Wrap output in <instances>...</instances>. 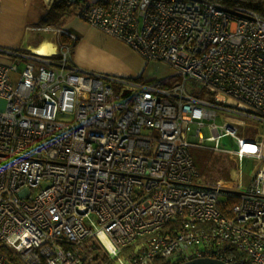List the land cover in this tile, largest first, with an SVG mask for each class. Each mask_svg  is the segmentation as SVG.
Here are the masks:
<instances>
[{"label":"built area","instance_id":"1","mask_svg":"<svg viewBox=\"0 0 264 264\" xmlns=\"http://www.w3.org/2000/svg\"><path fill=\"white\" fill-rule=\"evenodd\" d=\"M80 1L90 25L182 81L117 89L77 67L71 45L0 61V264H94L89 238L118 264H264V15L216 0ZM191 146L263 164L206 182Z\"/></svg>","mask_w":264,"mask_h":264},{"label":"rangeland","instance_id":"2","mask_svg":"<svg viewBox=\"0 0 264 264\" xmlns=\"http://www.w3.org/2000/svg\"><path fill=\"white\" fill-rule=\"evenodd\" d=\"M52 2H46L47 6H50ZM78 12L79 6L73 7L69 14L63 16L62 18H60V21H58L55 16H52L51 12L48 9L43 8L41 17H48L50 20V24L48 25L50 29L48 33L51 36L50 40H58V36L62 31L60 27L54 28L53 25H63L70 34H73L71 42L73 43L75 39H77L75 45L76 48L82 43H84V46L87 45L88 51H86V57L92 63L96 64V68H99L102 72L106 71L108 73L111 72L118 75L112 76L103 73L104 75L113 78L109 81L117 89L121 88L122 82L120 81L122 80L150 86H163L166 88L175 86L177 83L182 81V76L180 75V73H178L176 69H174L170 64L157 60H149L146 57L142 56L129 44L128 45L132 48V51H135L138 57L135 54H133V57H129L128 53H126L127 50L125 51L124 49L122 51L121 48L117 46L113 45V47H110L107 43L108 39H96V41L91 40V38L87 37L88 31L86 29L84 30V27L81 25V23L87 24L88 27L91 28V30L96 29L98 31H104L90 25L86 19L79 15ZM71 17L77 18L76 20H73L71 19ZM104 33L121 40L120 38H117L111 34H108L106 32ZM122 46L123 45H121L120 47ZM14 59H12L10 63L14 62ZM25 66L26 62L21 61V63L19 64V70H22ZM86 71L99 73V71L96 70L87 69ZM122 75L124 77H122ZM187 91L198 96L204 94L205 88L202 85H194V83L189 80L187 83ZM6 107L7 101L0 98V110H5ZM262 128V131H264V125ZM222 144L229 148H236V142L229 137L223 138ZM190 152L194 157L198 170L200 171L201 178L206 182H217L218 180L233 182L237 180L246 181V172L255 171V167L261 166L263 164L262 161H252L249 159H245L240 162L235 156L227 152L218 151L207 147L191 146ZM222 197L223 196H221V198ZM93 219L96 221V224L94 225L96 229L98 224L96 216H94Z\"/></svg>","mask_w":264,"mask_h":264},{"label":"crops","instance_id":"3","mask_svg":"<svg viewBox=\"0 0 264 264\" xmlns=\"http://www.w3.org/2000/svg\"><path fill=\"white\" fill-rule=\"evenodd\" d=\"M49 7L50 6H47V4L44 3V0H0L1 62L10 63L12 59L18 56L15 52L29 54L36 53L34 49L40 46L42 43L48 41H51L55 44V52L53 54L58 52L60 49L58 40H50L51 36L48 33L50 30L48 27L49 24H47L48 22H46L47 20L45 18L41 17L43 8L46 9ZM67 14L69 13H65L60 18L66 16ZM76 18L77 17H71L73 20H76ZM58 21H60V19ZM81 25L84 27V30L86 29L88 31L87 37L91 38V40L96 41V39H108L107 43L110 47H113L114 45L121 48L122 51L124 49L125 51L127 50L126 53H128L129 57H133V54H137L135 51H132V48L122 40L111 37L100 30L98 31L93 29V31L90 27H88L87 24L81 23ZM58 27H60L62 31L69 32L66 28H64L63 25L57 24L54 26V28ZM121 45L123 46L120 47ZM86 51H88V48L87 45L84 46V43L73 49L71 61L77 67L83 70H96L99 71V73L118 76L117 74H113L111 72H102L99 68H96V64L87 59ZM122 77L124 76L122 75Z\"/></svg>","mask_w":264,"mask_h":264},{"label":"trees","instance_id":"4","mask_svg":"<svg viewBox=\"0 0 264 264\" xmlns=\"http://www.w3.org/2000/svg\"><path fill=\"white\" fill-rule=\"evenodd\" d=\"M223 4L228 9H235L236 7H243L245 9L253 10L255 12H258L262 15H264V0H216ZM44 3L46 4V1L44 0ZM81 5L80 0H53L48 9L52 16L56 17L57 20L60 19L62 15L65 13H69L73 7H78ZM46 6V5H45ZM48 22L47 24H50L49 18H45ZM53 26H56L54 24ZM72 34H70L67 31H61L58 36V44L59 48L61 49L65 45H71L73 48L76 45L77 39L72 43ZM55 57H58V55H55ZM84 248L87 250L89 254H92L94 259V264H118V256L111 255L102 242L100 240H97L95 238H89L86 243L84 244ZM0 250L3 252H6V248L0 247ZM134 250L133 246L127 247L125 250L127 253L125 255L129 256L130 253H132ZM123 253V252H122ZM8 258L13 264H24V262L16 255L8 254ZM154 264H179L175 263L171 259L167 258H157L154 261Z\"/></svg>","mask_w":264,"mask_h":264},{"label":"water","instance_id":"5","mask_svg":"<svg viewBox=\"0 0 264 264\" xmlns=\"http://www.w3.org/2000/svg\"><path fill=\"white\" fill-rule=\"evenodd\" d=\"M45 55V54H43ZM130 89H126L123 93L124 96H128L130 93ZM179 264H228L224 260L216 259V258H210V257H201V258H195L186 262H182Z\"/></svg>","mask_w":264,"mask_h":264},{"label":"bare ground","instance_id":"6","mask_svg":"<svg viewBox=\"0 0 264 264\" xmlns=\"http://www.w3.org/2000/svg\"><path fill=\"white\" fill-rule=\"evenodd\" d=\"M34 51L39 54H51L55 52V44L50 41L44 42L36 47Z\"/></svg>","mask_w":264,"mask_h":264}]
</instances>
